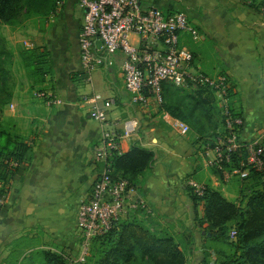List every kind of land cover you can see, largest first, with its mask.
<instances>
[{"label": "crops", "instance_id": "obj_1", "mask_svg": "<svg viewBox=\"0 0 264 264\" xmlns=\"http://www.w3.org/2000/svg\"><path fill=\"white\" fill-rule=\"evenodd\" d=\"M139 3L143 8L164 12L181 10L189 16L202 36L198 43L187 41L193 70L209 76H226L232 88L231 107L243 121L241 141L247 143L262 138V10L257 11L236 0H139ZM79 10L77 0H63L62 6L54 7L51 24L41 33L51 73L45 77L40 90H52L62 104L46 107L28 98V85L12 86L11 83L8 90L4 85L7 107L12 111H3L0 124L7 114L11 117L13 133L20 134L18 132L24 129L22 125H29V129L22 141L27 147L25 158L4 187L5 200L0 208V264H7L21 241L37 243L25 253L37 250L66 253L76 245L79 249L77 206L81 198L89 194L101 169L95 162L101 127L89 119L87 106L80 102L82 95L96 94L114 101L108 118L118 133H121L123 121L137 119V131L119 140L118 156L129 152L132 146L153 153L149 168L132 182L137 193L148 202L152 215L127 214L122 221L141 224L148 217L165 221L199 220L202 202L190 197L186 181L192 179L213 189L219 186L212 170L203 167L199 150L201 143L208 139L204 138V133L213 134L217 126L214 112L219 109L215 97L213 109L204 103L202 111H197L201 126L194 130L188 125L189 133L180 136L169 127L172 116L167 112L169 116L156 109L147 114L129 105L120 54L112 57L111 68L96 70L90 84H85L79 61L78 35L83 25V13ZM8 33L16 35L12 30ZM83 87H87V93L82 92ZM188 90L189 93L195 91ZM218 172L225 177L224 171Z\"/></svg>", "mask_w": 264, "mask_h": 264}, {"label": "built area", "instance_id": "obj_2", "mask_svg": "<svg viewBox=\"0 0 264 264\" xmlns=\"http://www.w3.org/2000/svg\"><path fill=\"white\" fill-rule=\"evenodd\" d=\"M63 0H56L57 8ZM83 13V25L78 35L81 79L90 84L91 75L98 69H109L112 57L120 54L124 91L131 106L143 111H162L163 85L182 90L207 89L216 99L223 123V131L211 141L201 143L202 165L208 170L224 171L225 178L248 179L250 172L264 175V136L251 142H242L243 121L231 107L232 88L224 75L209 76L192 68V53L187 41L198 43L202 36L189 16L181 10L164 12L143 8L139 0H77ZM54 13L52 14L51 21ZM33 96L46 107L58 106L62 101L50 89L34 92ZM87 106L90 120L101 127L100 145L95 149V162L100 166L90 192L77 206L76 226L79 232L80 252L77 263L87 259L94 239L106 235L127 214L152 215L145 198L126 179L114 175L112 161L119 154V140L133 135L139 126L137 119L123 121L121 133L109 122L108 112L114 106L112 99L87 94L80 97ZM169 116V115H168ZM169 127L180 136L189 133L184 122L171 117ZM244 152L246 157L237 166L233 157ZM9 166L18 164L10 161ZM191 194L202 199L205 185L192 179L186 181ZM5 194L0 195V208ZM234 239L235 232H231Z\"/></svg>", "mask_w": 264, "mask_h": 264}, {"label": "trees", "instance_id": "obj_3", "mask_svg": "<svg viewBox=\"0 0 264 264\" xmlns=\"http://www.w3.org/2000/svg\"><path fill=\"white\" fill-rule=\"evenodd\" d=\"M52 3H55L54 0H0V25L14 26L20 16L35 14L39 7H43L46 14L52 13L54 8ZM248 7L257 11L262 10L264 13V0L257 5L252 3ZM3 52L4 48L1 46L0 54ZM1 66L0 63V71ZM38 70L36 69V72ZM171 88V85H163V101L165 93H170L171 96L175 94V106L165 105L164 101L161 109L185 124L191 125L194 130L200 127L197 111H202L201 105L204 103L213 109L214 105L210 102L213 94L207 89L186 93L181 91L182 89ZM180 93L185 94L180 96ZM203 95L204 99H202ZM0 96L5 100L7 98L2 86H0ZM216 130L218 132L215 133ZM222 131L223 123L220 116V126L214 128L213 134H210L208 139L214 141ZM1 137H5L7 142L12 144L9 137L0 131ZM12 145L11 151H5L6 148L0 146V180L3 181L0 195L5 193L4 187L17 169L9 166L10 161H14L19 166L27 152L24 144ZM245 157L244 152L233 157L231 165H226L225 170L237 166L240 161L245 160ZM152 162V152L139 146H132L126 154L115 157L111 164L114 175L126 179L132 185L134 178L149 168ZM251 177L264 187L263 174L252 171L248 179ZM193 200L202 202L200 220L214 230L215 239L223 238L230 228L235 232L234 242L229 243L233 253L219 256L216 264H264V190H252L239 205L227 201L217 190L207 187L202 199L193 196ZM229 223H233L232 227H229ZM96 240H102L109 248L104 252L101 264H185L184 254L169 233L155 235L137 222L121 221L106 235L94 239L93 242ZM41 256L45 264H64L54 253L43 251Z\"/></svg>", "mask_w": 264, "mask_h": 264}, {"label": "rangeland", "instance_id": "obj_4", "mask_svg": "<svg viewBox=\"0 0 264 264\" xmlns=\"http://www.w3.org/2000/svg\"><path fill=\"white\" fill-rule=\"evenodd\" d=\"M236 1L242 2L243 5L248 7L252 3L257 5L262 0ZM52 4L53 7L56 6L55 3ZM79 11L78 13H80ZM53 12L54 11L46 14V10H44L43 7H39V10L35 14L23 17L20 16L14 26H8L10 28H5L3 27L4 25H0V49L1 46L4 48V52L0 54V63L2 64V70L0 71V86H2L3 89L7 88L8 90V84L11 83L12 86H14V84H19V86L28 85V98L31 101H38L33 94L40 90L41 85L45 82V77L51 73V62L50 59H47L48 53L42 46L43 42L41 33H43L51 24L49 22L52 18ZM9 30L16 32V35L11 36L8 33ZM36 69H39L38 72H36ZM4 85L6 88H4ZM171 89H174V87L172 86ZM87 90V87H83L82 92L87 93ZM181 91L189 93L188 89ZM183 94L185 93H180L179 95L184 96ZM174 95L171 96L170 93H165V105H172V107L175 106ZM7 102V100L0 96V118L3 115V111L9 109L7 107ZM210 102L215 105L213 98H210ZM10 109L8 110L9 112L12 111ZM214 113L217 117V127H219L220 116L218 110ZM4 117L6 120L0 124V131L14 140L15 143L23 144L22 141H24L25 136L27 135L29 125H22L21 127L24 129L26 127V130L24 131L23 129V132L21 131L18 132L20 134H16L13 133L11 129V120L9 119L11 117L7 114ZM204 134V138L210 137L208 131L207 135L206 133ZM0 146H4L6 148L5 151H11L13 148V145L8 143L5 137L0 138ZM211 173L217 177L219 183V186H216L214 190H217L221 195L223 194L226 196V200L235 205H239L245 197L249 196L252 190H264V187L261 186L260 182L252 177L245 181H240L236 177L225 178L224 175L218 171L212 170ZM2 182L3 181L0 180V187L3 185ZM205 187L212 188L207 184H205ZM188 193L190 194V197L193 198L191 191L188 190ZM143 222L139 224L155 235H159L163 232L169 233L184 254L185 264H216V260L219 256L230 255L233 253V250L229 245V243L234 242V239L230 236L233 228H230L223 238L215 239L214 230L207 225L203 227L204 223H202L200 219L191 220L188 218H182L165 221L160 219L154 220L153 218L148 217L144 219ZM232 224L233 223H229V227H232ZM35 244L37 243L32 241H21L17 245L18 250L11 255V258L8 259L6 263L45 264V261H43L41 256L43 251L37 250L25 253L27 249L35 247ZM108 249L109 248L106 247L105 242L102 240L94 241L91 243V250L87 259H85L82 264H101L104 252L108 251ZM79 252L80 246L78 249L76 245L71 252H54V254L58 255L64 264H79L76 261Z\"/></svg>", "mask_w": 264, "mask_h": 264}]
</instances>
